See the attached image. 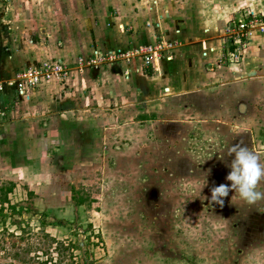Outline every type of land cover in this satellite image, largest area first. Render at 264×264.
I'll return each instance as SVG.
<instances>
[{
	"label": "rangeland",
	"instance_id": "374dc122",
	"mask_svg": "<svg viewBox=\"0 0 264 264\" xmlns=\"http://www.w3.org/2000/svg\"><path fill=\"white\" fill-rule=\"evenodd\" d=\"M111 1L0 0V62L24 52L36 59L41 43L63 55L87 54L92 27L103 45L114 46L116 37L83 12L91 8L93 17L100 9V18ZM228 20L207 33L220 56L248 42L234 39ZM256 37L246 57L258 59L204 63L213 73L183 93L165 95L156 83L162 72L157 81L139 80L138 91L107 70L51 89L56 105H20V117H40L0 147H12L0 156V187L13 184L0 202V264H264V198L250 204L230 190L222 206L208 199L212 187L231 183L233 144L264 164V46ZM124 61L87 65L84 57L76 66L120 70ZM257 190L264 193V179Z\"/></svg>",
	"mask_w": 264,
	"mask_h": 264
},
{
	"label": "crops",
	"instance_id": "0c3cea01",
	"mask_svg": "<svg viewBox=\"0 0 264 264\" xmlns=\"http://www.w3.org/2000/svg\"><path fill=\"white\" fill-rule=\"evenodd\" d=\"M83 12L87 17V21H90L91 24H95L96 22L93 21L99 19L98 21L100 25H103L104 27L102 29L106 31L105 34H111L116 37V44L114 46L103 45L100 40V35H102L101 32L96 34V38L92 27L90 31L91 46L82 50L85 51L82 53L87 54H77V52H74L72 55H63L62 51L64 49L59 48L56 51L51 52L49 51V46L45 47L41 43L38 46V51L35 53L36 59L30 58L29 54L25 52L22 53L20 59L11 56V58L7 60L5 57L3 62H0V113L1 115H5L3 122L0 123V147L4 146L3 144H8L10 140L13 142L15 135L21 133L19 127L23 126L26 128V131H28V126H30L28 123L32 120L35 121L40 117V115H37L36 117L32 116L30 112L28 114H23V117L22 114H20V117L19 114H16L20 109V105L23 106V103L27 104L31 99H35L42 107L43 104H48L52 98L56 99L55 94L52 95L55 91H51V89H57L58 86H61V83L67 85L73 78H78L81 75L93 77L97 74L100 75L99 73L102 71L108 70L110 73H120L119 76L124 75L122 77L127 78V81L130 84L136 85L139 80L150 79L152 81H157L161 75L159 73L162 72L163 74L160 77L161 81L156 83L158 86L163 85V93L166 95L175 90H177V93H183L185 89H189L191 86L198 84L203 76H208V74L210 75L213 73H209L211 71L206 70V68L203 67L204 63L221 66V63L223 62V59H221L219 54L220 52L218 53L220 44L217 46L213 41H208L211 35H208L207 33H213L214 30L218 28V23H222L227 19H230L227 23L231 26L237 24L239 21L246 20L251 15H263L264 0H112L108 4V11H103V9H101L103 14L100 18H96L100 9L93 17L91 16V8L83 10ZM233 18L236 19L234 20ZM126 27H128V31H132H125ZM6 33L7 35L5 36V39L7 41L10 40L11 36H8L10 33ZM253 36H257V39H261L258 44L260 43L264 46V32L260 33L256 30H252L248 33V42L245 44L246 47H244V49H238L239 45L232 48V50L237 49L240 56L239 60L245 61V64L258 59V56L253 54H250L252 57H250V55L246 57L248 50L254 48L251 47V43L254 42ZM97 39L99 40V43L97 42ZM194 39L196 41H194ZM160 40L170 44V46L164 50L166 55L170 56V59L161 57L158 60H153L151 64L145 66L141 61V58H133L124 61L122 65H126L120 67V70L118 69V66L106 65L100 67L101 69L96 68L98 70H93L91 67H88L81 70L80 72L82 73L77 71L79 69L76 66L78 60L83 59L84 57L91 58L95 52L105 53L132 50L139 45L154 44L160 42ZM29 45L34 46L31 39L29 40ZM50 52L54 55L50 54ZM49 61L68 64V71H70V73L71 70L74 71H72V74H70L71 76L69 75V77L65 75V80L62 82H56L55 79L57 78L54 79L51 77L48 80L42 81L36 88L27 89L23 93H18L15 85L7 81V78H9V76L11 77L14 72L13 69L20 68L22 63L27 65L26 68H29ZM237 62L225 63L228 65H234ZM23 69H25V67H21L19 71ZM121 69L125 74L121 72ZM246 71H248L249 75L254 72V69L251 67ZM202 73L203 76H201ZM169 74L177 76L176 78H171V80L175 79L173 80L174 82L170 81ZM135 87L138 91H142L141 87L137 85ZM13 89H15L16 100H13L12 98L14 97ZM51 101H55V105L56 102H58L57 100ZM48 116H51L53 119L55 116L56 118L59 117L58 115H54V113H51ZM7 119L8 121L5 122ZM19 119H25V122H15ZM31 130H33V127H31ZM61 130L62 129L56 128L58 133H60ZM26 134L31 137L32 133L26 132ZM55 136L54 133V137ZM43 137L35 139L32 137L33 139L31 138L29 142L31 143L33 142L32 140L37 139L34 143H39ZM6 148L8 149L2 150L0 156L1 154H4V156L8 155L7 153L11 152L12 147ZM33 149L37 151L36 148Z\"/></svg>",
	"mask_w": 264,
	"mask_h": 264
},
{
	"label": "built area",
	"instance_id": "2783aa9c",
	"mask_svg": "<svg viewBox=\"0 0 264 264\" xmlns=\"http://www.w3.org/2000/svg\"><path fill=\"white\" fill-rule=\"evenodd\" d=\"M228 30L234 32V39H238L240 37L242 39L246 36L248 37V33L252 30H256L260 33L264 32V14L259 16L251 15L246 20L239 21ZM169 46V43L167 44L166 42L160 40V42L154 44L139 45L132 50L105 53L95 52L91 58H88V62L86 64L97 65L103 61H122L133 58H141L143 64L147 66L151 64L153 60H158L161 57L170 59V56L166 55L164 51ZM222 58H225L228 62H237L239 58L237 49H233L225 55H221V59ZM82 61L83 59H79L77 63L80 65ZM68 67V64L57 61L43 62L38 66L25 68L19 71L11 83L15 85L18 93H23L27 89L36 88L42 81L48 80L51 77L61 80L62 77L67 74Z\"/></svg>",
	"mask_w": 264,
	"mask_h": 264
},
{
	"label": "clouds",
	"instance_id": "9594fccd",
	"mask_svg": "<svg viewBox=\"0 0 264 264\" xmlns=\"http://www.w3.org/2000/svg\"><path fill=\"white\" fill-rule=\"evenodd\" d=\"M227 155H232V159L227 165L230 171L225 179L231 183L212 187L209 201L222 206L223 198L228 196L230 190L250 204L264 198V193L257 190L258 182L264 179V164L260 163L258 156L243 144H233L227 150ZM206 184L207 180L200 186V193Z\"/></svg>",
	"mask_w": 264,
	"mask_h": 264
},
{
	"label": "trees",
	"instance_id": "16d2710c",
	"mask_svg": "<svg viewBox=\"0 0 264 264\" xmlns=\"http://www.w3.org/2000/svg\"><path fill=\"white\" fill-rule=\"evenodd\" d=\"M8 185L9 186H6V187L5 186L0 187V190L3 192V196H2V198H0V202H7L8 201L7 200V194L12 191L13 184L11 183Z\"/></svg>",
	"mask_w": 264,
	"mask_h": 264
}]
</instances>
